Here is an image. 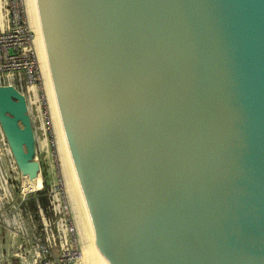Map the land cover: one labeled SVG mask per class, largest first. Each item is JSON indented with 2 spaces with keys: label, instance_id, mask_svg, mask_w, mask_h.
Here are the masks:
<instances>
[{
  "label": "water",
  "instance_id": "obj_1",
  "mask_svg": "<svg viewBox=\"0 0 264 264\" xmlns=\"http://www.w3.org/2000/svg\"><path fill=\"white\" fill-rule=\"evenodd\" d=\"M103 264H264V0H32ZM0 127L40 176L26 96Z\"/></svg>",
  "mask_w": 264,
  "mask_h": 264
},
{
  "label": "rangeland",
  "instance_id": "obj_2",
  "mask_svg": "<svg viewBox=\"0 0 264 264\" xmlns=\"http://www.w3.org/2000/svg\"><path fill=\"white\" fill-rule=\"evenodd\" d=\"M42 81L34 89L20 87L34 131V155L40 162L42 184L38 189L25 192L24 177L0 127V264H86L82 253L89 241L63 173ZM73 247L81 255L64 257Z\"/></svg>",
  "mask_w": 264,
  "mask_h": 264
},
{
  "label": "built area",
  "instance_id": "obj_3",
  "mask_svg": "<svg viewBox=\"0 0 264 264\" xmlns=\"http://www.w3.org/2000/svg\"><path fill=\"white\" fill-rule=\"evenodd\" d=\"M0 85L36 88L42 83L34 48V33L29 25L24 0H0ZM70 231L74 230L69 222ZM75 244V243H74ZM74 246V245H73ZM80 253L70 248L64 257L70 259Z\"/></svg>",
  "mask_w": 264,
  "mask_h": 264
},
{
  "label": "bare ground",
  "instance_id": "obj_4",
  "mask_svg": "<svg viewBox=\"0 0 264 264\" xmlns=\"http://www.w3.org/2000/svg\"><path fill=\"white\" fill-rule=\"evenodd\" d=\"M24 1H25V6L27 4L26 13H27V8H28V14H29V15L27 14V18L29 16L28 22H29V25H30L33 33H34V39H33L34 48L36 51L42 80L44 78V87H45V91L47 94V99H48V103H49V109H50V113H51L54 131L56 133L59 156H60L62 167H63V173H64L66 180H67L68 189L70 190L69 192H70L73 200H75V202L78 205V208L80 210V220L83 224V230L85 232L87 240L89 241V245L87 247H85L83 250L82 257H83V260L86 264H103L102 259H101L100 254H99V251H98V248H97V245H96V242L94 240L89 222H88V218H87V215H86V212H85L82 200H81V196H80V193H79L76 181H75V177H74V174H73V171L71 168V164L69 161V157L67 154V150L65 147V143H64V139H63V135H62V131H61L56 107H55V102H54V98H53V94H52V89H51V85H50L45 55H44V51H43V47H42V43H41V38H40V33H39V28H38V23H37V18H36V13H35L33 1L32 0H24ZM0 9H1V3H0ZM1 20H2V12L0 10V21ZM42 74H43V76H42ZM41 184H42V181L39 178V176L33 180H30L28 177H24L25 192L35 190L36 186L38 189L41 186ZM80 255H81V253H80Z\"/></svg>",
  "mask_w": 264,
  "mask_h": 264
},
{
  "label": "trees",
  "instance_id": "obj_5",
  "mask_svg": "<svg viewBox=\"0 0 264 264\" xmlns=\"http://www.w3.org/2000/svg\"><path fill=\"white\" fill-rule=\"evenodd\" d=\"M44 181H45V179H44ZM46 188L44 187L43 189H40L38 192H43L44 190H45Z\"/></svg>",
  "mask_w": 264,
  "mask_h": 264
}]
</instances>
